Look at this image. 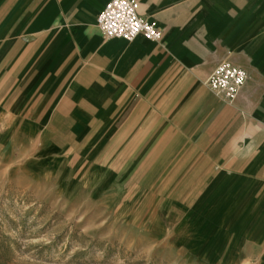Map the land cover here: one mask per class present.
<instances>
[{
	"label": "crops",
	"instance_id": "1",
	"mask_svg": "<svg viewBox=\"0 0 264 264\" xmlns=\"http://www.w3.org/2000/svg\"><path fill=\"white\" fill-rule=\"evenodd\" d=\"M107 1L0 0V114L50 145L102 146L137 188L261 242L264 0H138L157 40L105 37ZM224 58L248 73L232 101L205 83Z\"/></svg>",
	"mask_w": 264,
	"mask_h": 264
},
{
	"label": "rangeland",
	"instance_id": "2",
	"mask_svg": "<svg viewBox=\"0 0 264 264\" xmlns=\"http://www.w3.org/2000/svg\"><path fill=\"white\" fill-rule=\"evenodd\" d=\"M20 117L0 114V264H264L260 227L204 224L102 146L50 145L55 132L19 130Z\"/></svg>",
	"mask_w": 264,
	"mask_h": 264
},
{
	"label": "built area",
	"instance_id": "3",
	"mask_svg": "<svg viewBox=\"0 0 264 264\" xmlns=\"http://www.w3.org/2000/svg\"><path fill=\"white\" fill-rule=\"evenodd\" d=\"M96 25L105 37L118 36L127 40L141 34L159 39L162 28L139 12L138 0H108L96 15ZM246 69L224 58L209 72L205 83L228 101H232L247 79Z\"/></svg>",
	"mask_w": 264,
	"mask_h": 264
}]
</instances>
